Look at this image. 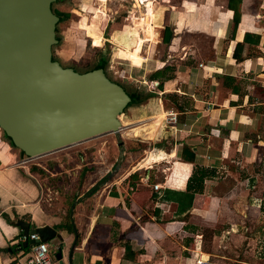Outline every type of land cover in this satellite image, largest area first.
<instances>
[{
  "label": "crops",
  "instance_id": "0c3cea01",
  "mask_svg": "<svg viewBox=\"0 0 264 264\" xmlns=\"http://www.w3.org/2000/svg\"><path fill=\"white\" fill-rule=\"evenodd\" d=\"M141 1L133 27L153 10L136 61L142 81L161 70L171 79L148 80L157 96L129 108L122 146L114 134V153H98L94 168L78 165L70 191L54 186L58 198H44L54 181L41 186V169L0 153V264H19L35 245L10 253L26 243L18 222L44 238L58 264H264V0ZM113 16L118 45L126 30ZM170 113L175 124L158 119ZM197 170L208 175L191 198Z\"/></svg>",
  "mask_w": 264,
  "mask_h": 264
},
{
  "label": "water",
  "instance_id": "95a60500",
  "mask_svg": "<svg viewBox=\"0 0 264 264\" xmlns=\"http://www.w3.org/2000/svg\"><path fill=\"white\" fill-rule=\"evenodd\" d=\"M57 1L0 0V130L28 157L108 133L121 147L118 117L130 98L102 69L79 73L53 60ZM17 225L28 237V225Z\"/></svg>",
  "mask_w": 264,
  "mask_h": 264
},
{
  "label": "rangeland",
  "instance_id": "374dc122",
  "mask_svg": "<svg viewBox=\"0 0 264 264\" xmlns=\"http://www.w3.org/2000/svg\"><path fill=\"white\" fill-rule=\"evenodd\" d=\"M139 4L140 6L135 4L133 0H61L54 3L52 9L69 13L70 17L58 25L57 37L60 39V43L53 47V56L61 66L72 67L79 73L92 69L96 63L105 58L107 60L106 63H108L105 72L111 81L120 83L124 90L142 92L144 95L151 93L149 90L152 88V84L148 80L152 74L146 75L145 80H147V83H145L146 81H142L144 78L141 76L146 71L141 70V66L139 65H142L143 62L141 57L143 43L147 41L143 39V36H140V31L137 32V29L140 27H142L143 33L145 31L142 25L143 18L141 16L135 17V27H133L131 20L135 16L136 9L134 6L142 7L145 5V2H140L139 0ZM151 10L149 9V11ZM112 14L114 18L117 17L118 23L124 24L122 30L124 28L126 30L125 34L123 33L119 36V40L121 41L118 45L111 40L109 35L111 32L109 16ZM151 36L153 41L156 34L152 33ZM133 38H136V43L133 41ZM132 54H135L137 60L134 56H131ZM141 81L142 83H140ZM154 95L157 96L156 94ZM128 111L129 108L125 110L124 116H120V119H123L121 121L122 127L127 125L125 122L127 121L126 116ZM158 119L163 120L167 124H175L177 122V119L175 121L171 120L170 114ZM132 130L130 133L133 132ZM132 137L137 136L130 135L127 139H133ZM121 139L123 140L122 136ZM114 140V134L108 133L30 159L29 157H23V155H20L19 150L12 148L3 138L0 130V153H5L11 163L23 162L25 160L27 164L24 165H28L30 168L36 166L38 169H41L42 172H39L40 174H38L37 178L41 186L43 183H46V178L51 177L49 180L52 179L54 181V183L50 181L52 184H47L50 190H45L47 195L44 198L48 199V197L52 196L58 198L54 186H60V191L62 190L64 193L70 191L76 184V179L72 174L76 173L78 165L87 164L94 168L95 165H98L96 164L99 163L98 160L101 159L98 153H101L100 155L102 156L107 153L108 155L114 153L113 147H115L114 142L116 141ZM14 155H20V157H14ZM109 159L112 161L113 157L111 156ZM101 162H103L102 159L100 160ZM43 167L45 170L42 169ZM57 181L58 183L56 184ZM45 189L47 188L45 187ZM261 228L259 236H261L262 249L260 252L264 254V225H261ZM19 264H25V259L21 258Z\"/></svg>",
  "mask_w": 264,
  "mask_h": 264
},
{
  "label": "trees",
  "instance_id": "16d2710c",
  "mask_svg": "<svg viewBox=\"0 0 264 264\" xmlns=\"http://www.w3.org/2000/svg\"><path fill=\"white\" fill-rule=\"evenodd\" d=\"M58 2V1H57ZM54 5V4H53ZM53 5H52V7H53ZM53 12H54V14L59 18V22H58V24H57V27H56V30L58 29V25L60 24V23H62V22H64V21H66V20H68L69 19V17H70V14L69 13H63L62 11L61 12H59V11H57V10H55V9H53ZM57 40H58V43L57 44H59L60 43V39L57 37ZM166 42H168V39H167V41ZM53 60H56V58L53 56ZM57 61V60H56ZM107 62V60L105 59V58H102L101 60H100V62H98V63H96V65L92 68V69H89V70H87V71H85V72H80V73H86V72H89V71H92V70H95V69H102L104 72H105V69H106V65L108 64V63H106ZM74 69V68H73ZM164 72H166L165 70H161V71H157V72H155V73H153L150 77H149V80L150 81H153V80H156V79H158V78H160L161 77V75L163 76L162 78H163V80L165 81V80H169V79H171V75H169V76H164ZM105 75L107 76V78L109 79V80H111L110 78H109V76L106 74V72H105ZM162 80V81H163ZM162 81H160V82H158V88H161L162 87ZM113 82V81H112ZM117 84H119V86L121 87V88H123L122 86H121V84L120 83H117ZM127 94H128V96H129V98H130V102L128 103V105L126 106V108L124 109V111H123V114H124V112H125V110H127L128 108H131V107H134V106H140L142 103H143V101L145 102L146 100H148V99H150V98H153V97H155V95L153 94V93H147V94H145L144 95V93H139V92H137V91H128V90H124ZM123 114H121V115H123ZM120 115V116H121ZM119 116V117H120ZM1 132H2V135H3V138L9 143V145L12 147V148H15V149H17V150H19L14 144H13V142L11 141V139L10 138H8L7 136H6V134L1 130ZM19 153H20V155H23V157H28V156H26L22 151H20L19 150ZM182 159H184V160H186L187 162H189V163H192L193 162V159H194V155H191V156H188V157H182ZM34 169H37V167L35 166V167H31V170L33 171ZM208 171H206V170H197L196 172H195V175L197 174L198 175V177L197 178H195V176H193V178H190L189 179V182H191V181H195V183L197 184V186H195V185H188L187 186V191H190L191 192V195H190V197L191 198H193V195L195 194V193H197L199 190H201L200 188H201V181H202V179L204 178V177H206L208 174ZM93 191H94V189H93ZM16 247H19V249H16V248H12V247H10V250L9 249H7V250H9L10 251V253L11 254H16V252L18 251V250H21V251H24V252H26L27 250H28V246H26V247H23L22 246V244H19V245H17ZM6 250V251H7Z\"/></svg>",
  "mask_w": 264,
  "mask_h": 264
},
{
  "label": "built area",
  "instance_id": "2783aa9c",
  "mask_svg": "<svg viewBox=\"0 0 264 264\" xmlns=\"http://www.w3.org/2000/svg\"><path fill=\"white\" fill-rule=\"evenodd\" d=\"M152 87H157V83L151 82ZM170 117L172 121L176 120V116L172 113H170ZM159 185H153L154 190H158ZM22 240L24 242H28L30 240L32 241H38L35 243L34 246H32L31 250L21 254L19 256L18 261L20 262L21 258L25 259V264H58L57 260L52 256V251L49 246V244L45 241H42L38 234H30L28 237H23ZM197 264H219V263H212V262H203L201 260L197 261Z\"/></svg>",
  "mask_w": 264,
  "mask_h": 264
},
{
  "label": "bare ground",
  "instance_id": "6f19581e",
  "mask_svg": "<svg viewBox=\"0 0 264 264\" xmlns=\"http://www.w3.org/2000/svg\"><path fill=\"white\" fill-rule=\"evenodd\" d=\"M138 2V6H140V4H139V0L137 1ZM148 18L147 19H142L143 20V22H142V25H143V28H144V33H143V37L144 38H146V37H149L150 36V34H151V32H152V30H151V28H147L148 27V24L149 23H151V21H152V18H153V11L151 10V11H149V13H148ZM144 18V17H143ZM146 28V29H145ZM118 120H119V117H118ZM53 152V151H52ZM51 153V152H50ZM205 258V257H204Z\"/></svg>",
  "mask_w": 264,
  "mask_h": 264
},
{
  "label": "flooded vegetation",
  "instance_id": "af4514ba",
  "mask_svg": "<svg viewBox=\"0 0 264 264\" xmlns=\"http://www.w3.org/2000/svg\"><path fill=\"white\" fill-rule=\"evenodd\" d=\"M69 68H72V67H69Z\"/></svg>",
  "mask_w": 264,
  "mask_h": 264
}]
</instances>
